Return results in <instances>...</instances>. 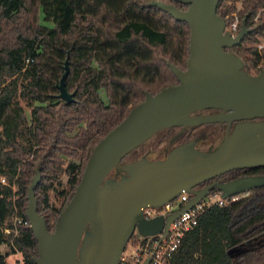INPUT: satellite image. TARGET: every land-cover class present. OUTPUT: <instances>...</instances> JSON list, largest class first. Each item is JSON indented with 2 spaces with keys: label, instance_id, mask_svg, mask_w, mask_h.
<instances>
[{
  "label": "trees",
  "instance_id": "obj_1",
  "mask_svg": "<svg viewBox=\"0 0 264 264\" xmlns=\"http://www.w3.org/2000/svg\"><path fill=\"white\" fill-rule=\"evenodd\" d=\"M153 1L0 0V246H7L0 250V264H9L7 257L17 251L22 252V264H37L38 239L30 222L18 223L17 234L5 232L14 228L17 216L28 219L32 174L41 172L35 189L38 212L52 231L95 145L145 99L147 91L155 94L179 82L168 62L187 68L190 25ZM163 1L188 8L176 0ZM217 12L227 25L237 13L235 34L246 21L250 31L226 49L243 59L247 71L260 72L264 68V48L258 47L264 38V0H220ZM66 62L65 84L73 93L72 101L59 97ZM200 127L204 128L200 133L210 128L204 123L156 131L129 151L108 176L120 177L127 156L154 136ZM167 138L161 137L152 147L167 143ZM188 140L168 141L158 154L151 148L147 157L165 158ZM239 168L223 174H235ZM63 174L68 175L69 188L58 207L48 191ZM263 233L264 185L226 205L208 208L182 239L171 264H264V242L234 254L237 247Z\"/></svg>",
  "mask_w": 264,
  "mask_h": 264
},
{
  "label": "water",
  "instance_id": "obj_2",
  "mask_svg": "<svg viewBox=\"0 0 264 264\" xmlns=\"http://www.w3.org/2000/svg\"><path fill=\"white\" fill-rule=\"evenodd\" d=\"M188 4L181 9L172 2L154 0L175 19L190 25L187 68L168 62L179 82L157 93L146 92L143 101L111 129L93 148L70 201L59 214L54 230L38 212L35 189L41 181L36 171L28 187L27 217L38 239L37 264H117L127 242L137 230L141 234L159 232L184 210L196 204L213 187L224 197L249 192L264 185V174L241 176L229 181L199 185L234 168L264 164V68L251 73L243 59L226 49L241 42L250 31L246 21L239 33L227 29L217 12L220 0H176ZM59 97L74 100L65 84ZM201 108L225 112L198 115ZM238 122L229 132L230 124ZM252 119V120H247ZM228 122L223 141L214 150L201 149L190 139L173 147L165 158H140L122 163L120 177L108 176L129 151L156 131L171 126ZM191 198L166 219L146 218L143 209L161 206L181 193Z\"/></svg>",
  "mask_w": 264,
  "mask_h": 264
},
{
  "label": "built area",
  "instance_id": "obj_3",
  "mask_svg": "<svg viewBox=\"0 0 264 264\" xmlns=\"http://www.w3.org/2000/svg\"><path fill=\"white\" fill-rule=\"evenodd\" d=\"M239 20L236 19L227 25V29L235 34ZM6 182L5 177H1ZM239 193L224 197L220 189L211 190L202 197L196 204L179 214L168 227L164 225L159 232L152 234L137 233L130 238L122 250L117 264H171V258L178 250L182 239L187 232L193 230L199 222L200 216L214 205L223 206L235 201L247 194ZM191 198L188 192L181 193L178 197L161 206H148L143 209L146 218H153L159 215L165 219L172 213L182 209ZM20 222L29 223V219L17 216L14 228H5V232L14 231L18 233L17 224ZM31 224V222H30Z\"/></svg>",
  "mask_w": 264,
  "mask_h": 264
},
{
  "label": "rangeland",
  "instance_id": "obj_4",
  "mask_svg": "<svg viewBox=\"0 0 264 264\" xmlns=\"http://www.w3.org/2000/svg\"><path fill=\"white\" fill-rule=\"evenodd\" d=\"M238 7H240V3H238ZM234 15V20L238 19V15L236 12L233 13ZM232 16V15H230ZM228 18H230L229 16H227ZM233 20V21H234ZM239 20V19H238ZM258 47L259 48H264V38H261L260 42L258 43ZM22 103L26 105V101L24 99H21ZM27 108V113L30 115V106H26ZM204 129L203 127H200V128H197V129H186V128H183V129H175L174 131H170V132H162L156 136H154L153 138H151L150 140L147 141V143L145 144L144 147H141L137 150H135L134 152H132L131 154H129L127 156V158L124 160V162H128V161H131V160H134L136 158H140L142 157L143 155H147L148 156V151L153 148L154 151L158 154V152L160 151L161 148H163V145L167 144L168 141H179L181 139H192V138H196V136L198 134H200V131ZM168 137L166 142L167 143H164L162 142L161 144H156L153 146V143H155L156 141L159 143V140L161 139V137ZM201 146H206L207 144H204L203 143H200ZM36 174V172H34L31 176V180H32V177ZM45 176H43V182L45 181L44 179ZM31 180L29 181V185L31 183ZM16 187V186H15ZM69 188V184H68V175L67 174H63L61 176V179H60V182H55V185L53 187H51L49 189V196H50V200L51 202L56 205V206H61L62 203H63V197H64V192L63 191H66L67 189ZM262 242H264V233L263 234H260L258 237H256L255 239L253 240H250L248 242H245L243 243L242 245H240L239 247H237L235 250H234V254H238L240 253V251L244 250L245 248H248L250 246H256V245H259L261 244ZM7 248L6 245H2L0 247V250L1 251H4L5 249ZM22 252L21 251H17V252H14V253H11L8 257H7V260L9 262V264H22Z\"/></svg>",
  "mask_w": 264,
  "mask_h": 264
},
{
  "label": "flooded vegetation",
  "instance_id": "obj_5",
  "mask_svg": "<svg viewBox=\"0 0 264 264\" xmlns=\"http://www.w3.org/2000/svg\"><path fill=\"white\" fill-rule=\"evenodd\" d=\"M220 112H227L223 109L220 108H201V109H197L195 111H193V114H198V115H211V114H216V113H220ZM246 119H241V120H234L232 121V123L230 124V128H229V132H231L233 130V128L235 127V125L240 122V121H244ZM247 120H252V119H247ZM255 120H264V117L261 118H255ZM208 124V126H210L209 131L207 132H203L200 133L198 135V137L196 138H192L196 140V146L201 148V149H210V150H214L215 148H217L219 146V144L223 141L224 137L227 134L228 131V122L225 121H215V122H208L206 123ZM193 126V125H188ZM201 141H205L207 144L206 146H201ZM204 145V144H203ZM147 156V155H146ZM256 167V168H255ZM258 174H264V164H258V165H251L245 168L240 167L239 170L232 175H227V174H222L221 176L215 178V179H211L210 181H204L202 182L199 187H204L210 183H212L213 181H219V182H225V181H229L241 176H247V175H258ZM137 233V230L135 231L134 234Z\"/></svg>",
  "mask_w": 264,
  "mask_h": 264
},
{
  "label": "crops",
  "instance_id": "obj_6",
  "mask_svg": "<svg viewBox=\"0 0 264 264\" xmlns=\"http://www.w3.org/2000/svg\"><path fill=\"white\" fill-rule=\"evenodd\" d=\"M1 247V246H0Z\"/></svg>",
  "mask_w": 264,
  "mask_h": 264
}]
</instances>
